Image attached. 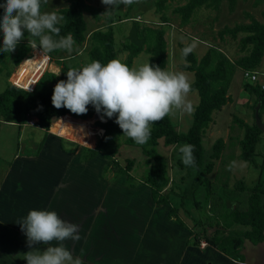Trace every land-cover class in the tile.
<instances>
[{
  "label": "rangeland",
  "instance_id": "374dc122",
  "mask_svg": "<svg viewBox=\"0 0 264 264\" xmlns=\"http://www.w3.org/2000/svg\"><path fill=\"white\" fill-rule=\"evenodd\" d=\"M157 2L158 0H136L131 5H120L108 14L101 13L100 19L91 14H85L88 26L87 42L83 47H74L71 53H61L56 60L49 61L40 49L32 47L29 55L18 66H15L13 58L18 53V48H16L5 59L7 67L0 70V93L6 88L7 83L18 85L15 74L28 59L34 65L38 76L40 72L42 74L46 71V74H57V79H60L63 74L58 63L65 62L66 65L81 66L88 60V53L91 49L90 34L108 27H112L115 33L117 60L124 63L129 55L125 47L129 44L132 28L135 25H143V23L145 25L154 24L155 27L166 31L169 58L167 71L184 73L192 84L195 81V74L182 68L186 61L180 45L191 43L199 60L209 48L217 47L231 61H235L244 55L240 51L239 41L233 40L229 35L221 39L219 32L226 27L234 28L237 25L250 24L253 20L264 23V1L261 0H236L233 10L228 1H223L219 9L205 7L198 9L187 22L176 10L185 6L188 0H168L162 10L157 9ZM89 4L105 11L109 10L108 6L101 3V0H90ZM69 5L70 0H48L42 12L55 11L58 15L59 10ZM163 17L167 18V24H163ZM2 41L3 33L0 32L1 45ZM146 43L145 40L142 46L144 50L134 59L131 69H138L149 63L153 47ZM1 68L2 65H0ZM8 72L12 73L9 78ZM257 73L260 83L256 84L245 78L244 70L236 69L229 73L231 101L221 112L214 114V120L203 137L204 164L200 171L188 170L178 164V159L182 157L180 147L185 144L179 143L169 147L160 141L156 146L158 153L167 159L168 163L169 183L166 191L161 193L163 200H167V203L161 202L160 206H157L151 196V189L143 182L151 166L156 162L151 160V163H147L148 155L141 147L121 149L122 155L135 158L138 162L137 171L133 173L136 181L140 182L137 189L132 190L127 186L124 175L119 177L111 168L105 171L108 161L101 155L86 164L88 177L95 171L96 173L100 171L103 175L102 182L98 181L97 186L95 182L99 178L86 180L85 193L86 191L89 193L88 198L93 199L91 203L93 205L88 206L86 238L81 246L82 250H85L87 246L86 252L88 251V255L82 257L84 263L180 264V257L185 258V255L191 254L192 252L187 250L191 249L201 252L199 253L200 263L203 264L206 259L205 254L212 249L209 248L212 246L204 239V236L200 234L204 226L211 234L214 233L221 244L226 243L228 237L234 236L243 237L245 243L246 233L251 230V227L240 225L238 223L240 216L237 213L249 208V200L253 195L252 190L258 185H262V188L256 192L261 204H264V133L260 137L254 160L246 162L241 158L240 142L245 136V127L241 126L240 121L247 125L255 123L258 96L246 91L245 85L263 88L264 56ZM33 85L23 88L31 89ZM187 99L192 104V112L176 111L175 114L169 115L175 128L183 134H186L192 126L193 113L200 102V96L196 91L190 92ZM105 119L108 121L107 118ZM72 120L75 123L72 122L71 126L68 123L66 127L69 134L73 132V137H71L74 138L73 140L64 135L60 137L51 133L55 119L52 120L50 130H44L50 132L51 136L66 141L65 143L68 144H57L56 142L54 148L62 147L68 152L70 161L79 162L83 160L82 156L85 154L83 149H94L105 130L98 125V120ZM262 120L264 121V113ZM45 122L46 117L44 119L38 117L32 118L25 125L17 126L0 120V183L13 162H19L23 157L34 158L40 151L41 155H46L42 151L46 143L43 142L46 133L41 127ZM21 128H23V136H27L25 142H21L22 139L19 138ZM126 139L127 136L121 133L118 135L117 142L122 144ZM219 139H223L225 145L220 158L217 159L212 155L214 145ZM30 153L36 155L27 156ZM16 157L20 160H15ZM41 161L42 164L37 167L36 175L40 184L39 191L44 193L43 185L50 186V184H55L57 191L62 186L64 187L62 190H74V186L67 188L69 178L63 179L62 175H66L63 168L61 169L56 164L55 169L53 160L41 158ZM84 164H81L82 167ZM209 164L212 166L210 171L208 170ZM82 182L85 183L83 176ZM99 184H102V189ZM241 184L244 187L239 189ZM100 189L103 197L99 206L94 196ZM70 197L71 195L66 193L61 194L62 202L70 203V208L73 209L71 202L68 201ZM173 209H177L175 214ZM91 212L92 218L89 219ZM67 219L71 223L75 221L72 215ZM241 248L242 246L239 249ZM233 249L232 245L229 251L232 253ZM218 250H216L218 253L222 252ZM231 253H223V255L228 259L236 260Z\"/></svg>",
  "mask_w": 264,
  "mask_h": 264
},
{
  "label": "trees",
  "instance_id": "16d2710c",
  "mask_svg": "<svg viewBox=\"0 0 264 264\" xmlns=\"http://www.w3.org/2000/svg\"><path fill=\"white\" fill-rule=\"evenodd\" d=\"M89 1L90 0H70L69 7L63 8L58 12L59 16L64 17L57 25V27L60 28L59 36H67L71 33L75 40L74 47H83L84 43L87 42L88 26L85 14H91L95 18L100 19V14L106 12L104 9H99L89 4ZM223 1H228L232 10L236 5V0H188L185 6L180 7L176 11L187 22L190 16L198 9L203 7L208 9H219ZM3 2L4 0H0V3ZM167 2L168 0H158L157 9H164ZM47 4L48 0L46 3H42L41 11L46 8ZM2 14L3 9L0 8V16H2ZM167 22V18L163 17V24H167ZM135 27L137 28L139 38L145 39L147 42L146 44H151L153 47L149 64L158 66L164 71H167L169 58L166 31L162 28L155 27L154 24L145 25L143 23V25H135ZM219 35L221 39L229 35L233 40H238L240 43V51L244 53V55L235 61H231V59L219 48L211 47L199 60L194 53L191 43L180 45L183 57L186 61V63L182 65V68L194 72L195 74V81L191 84V92L196 91L200 96V102L193 113L192 126L186 134L178 132L168 115L160 122L152 125L151 136L146 143L137 144L127 137L124 143L118 144V135L123 132L115 121H113L115 120L114 117L112 118L113 120L108 119L105 123L99 122L101 119H98V117L100 116L91 105L88 106L86 115H76L65 108L57 110L53 107L51 97L54 87L60 80L66 81L67 71L70 69H81L92 61H99L101 64L106 65L111 60H117L115 33L112 27H108L104 30H96L90 34L89 44L91 45V49L88 53V60L81 66L66 65L65 62L62 64L58 63L63 74L60 79H57V74H46V71L42 72V74H45L33 92H29L12 83H7L6 88L0 93V120L16 123L18 125H25L32 118L41 117L44 119L46 117V122L41 127L50 130L52 120L55 119L56 121L53 123L52 132L61 136L64 135L69 139H74L71 138L73 137V132L69 134L67 127L64 125H68L69 123L71 126L72 122H74L71 118L81 121L98 120V125L105 130L104 135L98 140L94 149H83V153L85 154L82 161L88 163L101 155L108 161L105 171L111 168L115 170L119 177H121L120 175H124L127 186L133 190L137 189L140 184V182L138 183L136 181L134 176L137 171L136 167L138 162H136L137 160L135 158L122 155L121 149L133 146L143 148L145 154L148 155L147 163H151V160L156 162V164L151 166L143 182L151 189L153 200L157 203V206H160L161 202H168L167 200H163L161 193L165 192L167 189L169 173L167 159L158 153L156 146L160 141H163L164 144L169 147H173L179 143L194 145L193 155L195 157V165L192 167L185 166L181 158L178 159V164L180 167H186L188 170L200 171L204 164L203 137L214 120V114L216 112H221L231 101V97L229 96L231 77L229 73H232V70L235 71L236 69L257 73L260 68L264 56V23L253 20L250 24L237 25L234 28L226 27L219 32ZM59 36H54L53 38L59 39ZM32 39V37L25 33L24 40L28 41L26 42L23 40L17 46L18 53L13 58L15 66H18L31 51ZM36 43L37 45L39 44L38 38L36 39ZM125 48L129 51V55L123 64H126L131 69L134 59L144 48L135 46L131 41H129V44ZM186 48H191V51L187 55L184 53V49ZM61 53L67 52L55 50L46 54L50 56L52 60H56ZM9 55V53H0V65H2L0 70L7 67L5 59L8 58ZM11 74V72L7 73L8 78ZM42 74L40 72L38 76V72L35 71L34 65H32L28 59L15 74L17 79L16 82L22 87L30 86L35 84ZM245 90L249 93H255L258 96L256 106L258 102H261L262 118L264 113V89L260 86L253 87L246 84ZM240 122L241 126L245 127V136L240 142L242 148L241 158L246 162H252L256 155L260 137L263 133L259 130L256 123H254V125H247L243 121ZM224 145L225 142L223 139L216 141L214 153L212 155L214 158H220ZM211 167V164H209V171ZM243 187L244 186L241 184L239 189ZM261 188L262 185H258L252 190L253 195L249 200V208L237 213L240 216L238 218V223L243 226L251 227V230L244 236L252 243L264 241V204H261L258 193L256 192ZM173 210L175 214L177 209ZM200 234L204 236V239L210 246L216 247L223 253H231L229 249L233 245L234 249L232 250L231 256L236 260L240 259L239 248L244 244L243 237H228L226 243L221 244L218 242L214 233L211 234L205 226Z\"/></svg>",
  "mask_w": 264,
  "mask_h": 264
},
{
  "label": "clouds",
  "instance_id": "9594fccd",
  "mask_svg": "<svg viewBox=\"0 0 264 264\" xmlns=\"http://www.w3.org/2000/svg\"><path fill=\"white\" fill-rule=\"evenodd\" d=\"M46 2L4 0L0 3L3 9L0 16V32L3 33L0 53L14 52L24 40L25 33L33 38L32 47L41 49L43 55L55 50L73 51V35L59 36L60 28L57 25L64 17L55 11H41L42 3ZM134 2L136 0H101L109 8L104 14L120 5L127 6ZM54 36H59V39H54ZM190 51L191 48L184 49L185 55ZM66 76V81L60 80L54 87L51 97L54 108L86 115L91 105L101 122H106L105 118L115 117L123 136L137 144L146 143L150 139L152 125L166 116L176 111H193L187 99L192 90L191 84L182 72L164 71L149 63L138 69H130L114 59L106 65L92 61L81 69H70ZM194 148L191 144L180 147L185 166L195 165ZM17 224L27 238L28 247L33 249L23 255L26 264H84L65 243L80 240L79 225L65 221L55 211L47 210H30ZM39 244L46 245V249L40 251L34 248Z\"/></svg>",
  "mask_w": 264,
  "mask_h": 264
},
{
  "label": "crops",
  "instance_id": "0c3cea01",
  "mask_svg": "<svg viewBox=\"0 0 264 264\" xmlns=\"http://www.w3.org/2000/svg\"><path fill=\"white\" fill-rule=\"evenodd\" d=\"M11 124L19 126L16 123ZM42 130L46 133L43 141L46 143L42 150L43 154L46 155H41L40 151L34 158L23 157L21 161H17L16 163L13 162L12 166H10L5 174L3 181L0 183V264H26L23 255L33 249L28 247L27 238L22 233L17 222L25 217L30 210H47L55 212L58 210L57 214L65 221H69L67 217L72 215L73 218H75L73 224L79 225L80 240L74 243L67 241L65 242L66 246L73 251L75 256H79L81 259L88 255V251L86 252L87 246L85 250L81 249L82 241L86 238L85 232L87 226L88 206L93 205L91 204L93 199L88 198L89 193L87 191L85 193L86 180H92L95 178L97 180V178H99L95 182V186H97L98 181L101 180L102 182L103 173L100 171L96 173L95 171L88 177L86 164L89 162L84 164L83 161H70L67 151L63 150L62 147L54 148L56 142L57 144H62L66 141L51 136V133L60 137L63 136L54 132H46L44 128H42ZM30 135L31 134H29V136ZM19 138L20 140L22 139L21 142H25V139L27 138L26 135L23 136V128H21L19 132ZM75 149L76 148L74 147V150ZM32 155L36 154L32 153ZM32 155L31 153L27 154V156ZM41 158H46L50 161L53 160V162H55V169L56 164L57 166H60L61 169L63 168L66 174L62 175L63 179L69 178L67 188L74 186V190H62L64 188L62 186L59 187V191H57L55 190V184H50V186L43 185L44 193L39 191L38 187L40 184L36 175L38 173L37 167L42 164ZM15 160H20V158L18 159L16 157ZM81 164H84V167H82ZM82 176L84 177L85 183L82 182ZM99 185L102 189V184ZM101 189L98 193H95L94 196V199L98 202L97 205L99 206L102 203L103 197ZM65 193L71 195V197L68 198V201L71 202L73 209L70 208V203L62 202L61 194ZM90 218H92V212L89 215V219ZM159 227L160 225L158 226V230ZM55 244L56 242L54 241L53 246H55ZM46 247L47 246L43 244L34 246V248H38L40 251H44ZM209 248L212 249H209L207 254H205L206 259L203 264H264V242L252 243L250 240L246 239L240 249V259L237 261L226 258L223 255V252L218 250V253L216 251L217 249L213 246ZM187 250L192 253L185 255V258L180 257V264H201V257L199 256V253L201 252L197 250L193 251L191 249Z\"/></svg>",
  "mask_w": 264,
  "mask_h": 264
},
{
  "label": "water",
  "instance_id": "95a60500",
  "mask_svg": "<svg viewBox=\"0 0 264 264\" xmlns=\"http://www.w3.org/2000/svg\"><path fill=\"white\" fill-rule=\"evenodd\" d=\"M129 40L131 41L132 44H134L137 47H142L145 39H140L138 36V31L136 27L132 28V31L130 33ZM261 107L262 104L261 102H258L256 108H255V123L259 130L264 133V121L261 118Z\"/></svg>",
  "mask_w": 264,
  "mask_h": 264
},
{
  "label": "built area",
  "instance_id": "2783aa9c",
  "mask_svg": "<svg viewBox=\"0 0 264 264\" xmlns=\"http://www.w3.org/2000/svg\"><path fill=\"white\" fill-rule=\"evenodd\" d=\"M37 49H39V48H37ZM40 50H41V49H40ZM41 52H42V50H41ZM45 56L48 57L49 61L52 60L51 57L48 56L46 53H45ZM44 74H45V73H43V74L39 77V79H38L37 82L33 85V87H32L31 89H28V88H27V91H29V92H33L34 89L36 88L37 84L39 83L40 79L43 77ZM244 76H245V78H246L249 82H251V83H253V84L260 83V78H259V76H258V73H256V72L244 71ZM18 86H19V85H18ZM262 87H263L262 89H264V85H263ZM22 88H23V87H22ZM25 90H26V89H25Z\"/></svg>",
  "mask_w": 264,
  "mask_h": 264
}]
</instances>
